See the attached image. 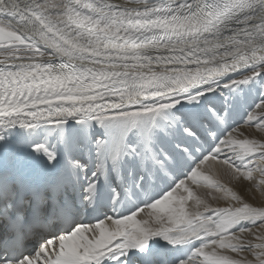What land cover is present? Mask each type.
I'll return each instance as SVG.
<instances>
[{
    "label": "snow or ice",
    "instance_id": "snow-or-ice-1",
    "mask_svg": "<svg viewBox=\"0 0 264 264\" xmlns=\"http://www.w3.org/2000/svg\"><path fill=\"white\" fill-rule=\"evenodd\" d=\"M0 264H264V0H0Z\"/></svg>",
    "mask_w": 264,
    "mask_h": 264
}]
</instances>
